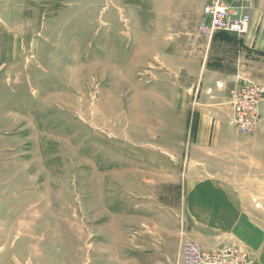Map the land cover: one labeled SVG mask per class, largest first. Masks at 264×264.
<instances>
[{"label": "rangeland", "instance_id": "374dc122", "mask_svg": "<svg viewBox=\"0 0 264 264\" xmlns=\"http://www.w3.org/2000/svg\"><path fill=\"white\" fill-rule=\"evenodd\" d=\"M202 2L172 16L163 14L178 3L168 0L0 1L2 256L176 264L185 242L228 243L246 264H264V175L252 152L264 100L257 123L238 127L239 83L219 87L232 85L235 60L227 76L216 72L231 49L200 33ZM205 108H219L206 116L222 129H196ZM214 171L222 193L203 188ZM204 192L208 205L236 202L248 233L207 225L193 209Z\"/></svg>", "mask_w": 264, "mask_h": 264}, {"label": "crops", "instance_id": "0c3cea01", "mask_svg": "<svg viewBox=\"0 0 264 264\" xmlns=\"http://www.w3.org/2000/svg\"><path fill=\"white\" fill-rule=\"evenodd\" d=\"M195 1L197 0H168V2H177L178 5H172V6L170 5L169 8L167 7V10L171 8L172 9L171 12L170 11L165 12V14L163 15H169V13H171L170 15L176 16L177 13H179L180 5L187 3L190 6L192 2ZM209 1L210 0H203V2L201 3L200 9L201 11L203 10L202 15H204L203 8H205L206 6L205 4H207ZM161 4L163 6L162 2ZM246 11L251 16V22L248 26V29L246 30V34H243L239 37L238 35H234L233 33H229V32H217L213 36L209 37L210 40H213L211 41L213 44H219L222 47H226V49L228 50L231 49L229 50V54H228L229 56L224 55L223 58H219V60L215 61L217 64L216 72L221 73V75L223 76H227L226 75L227 72L225 71L227 69L226 64H231L229 62L230 59L235 60L236 72L234 73L233 76L232 75L230 76V78L233 80L232 85L230 84L225 85L224 80L219 81V85H220L219 87H225V88L229 87V90L231 89L230 91H232V89L234 88V81L236 82V85L238 83L241 84L243 80H252L264 84V0H252L250 3H248ZM222 36H226V38H222ZM233 52L235 57L231 58ZM232 65H234V63ZM239 70H240V74H239ZM212 72L214 73V71ZM239 76L242 77L243 80L239 79ZM196 92L201 95L204 91H202L201 93L199 91V88H197ZM206 93L208 95L213 96L215 100L217 99V96H215L214 92L207 91ZM214 106L218 107L216 102L214 103ZM217 109L219 108H212V110L209 111L208 108H205L203 110V117L199 115L198 116L199 118L197 117L196 119L197 122L196 129L197 130L199 128L202 129V127L203 128L213 127V129L214 128L222 129L224 124H222V121L220 119L218 118L214 119L213 117L209 118L206 116L207 113H211V112L217 113L218 112ZM262 110L264 111V103L262 105ZM231 111H232V106H231ZM259 126L260 129L258 131V135L255 137L252 152L253 155L259 158L261 163L260 170L261 173H263L264 175V118H262L261 121L259 122ZM209 174L210 173H208V175ZM218 176L219 177L224 176L223 172L214 171L213 184L204 186L203 188L206 187L207 190L209 191L212 190L211 192H214L215 194L222 193L223 188L222 187L218 188L217 182L219 181L215 179ZM232 186L234 190L237 191L238 188H240L238 187V180L232 183ZM239 191L243 192V189L240 188ZM207 193L204 192L205 196L203 198L200 196L199 201L197 199L195 205H197L198 203L199 204L196 207H193L194 210H198V213L201 214L200 218L202 217L205 218V223L207 225L221 224L225 229H230L225 226L226 222H229L231 224L233 223L243 226V230L246 233H248V231L250 230L248 225L252 223H250V219L246 215H244L242 212L238 210V204L236 202L231 203L230 199L228 198L225 203L219 202V199H217V197L214 196L213 197L214 202L210 203L211 205H208L204 201V199L207 198L206 196L208 195ZM242 232L243 231L240 229L236 230L235 228H233L228 235L232 237L233 240L231 241L237 242L240 241V239H242L243 237H245L242 234ZM226 245H230V244L224 243L222 245H217L214 246L213 249H219ZM6 255L8 256L5 257L2 256V254H0V264L25 263V260L23 263L22 261H14L12 258L13 255L10 254H6ZM8 257L10 258V260L8 259ZM29 264H32V261H30Z\"/></svg>", "mask_w": 264, "mask_h": 264}, {"label": "built area", "instance_id": "2783aa9c", "mask_svg": "<svg viewBox=\"0 0 264 264\" xmlns=\"http://www.w3.org/2000/svg\"><path fill=\"white\" fill-rule=\"evenodd\" d=\"M252 0H211L205 7L204 20L199 25L203 35L213 36L217 32L242 34L251 22L246 11ZM239 79L243 80L239 76ZM264 100V84L252 80H243L232 91L234 121L244 131L251 129L259 119V107ZM202 254L204 256L202 257ZM214 256V261H210ZM245 256L235 246L229 245L217 251L201 250L199 246L185 242L180 250L176 264H246Z\"/></svg>", "mask_w": 264, "mask_h": 264}]
</instances>
